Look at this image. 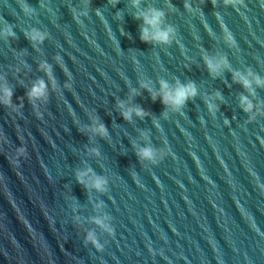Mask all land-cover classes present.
Masks as SVG:
<instances>
[{"label": "water", "instance_id": "obj_1", "mask_svg": "<svg viewBox=\"0 0 264 264\" xmlns=\"http://www.w3.org/2000/svg\"><path fill=\"white\" fill-rule=\"evenodd\" d=\"M149 8L176 29L171 43L140 39L135 16ZM9 25L15 36L3 34ZM32 29L43 42L29 40ZM222 58L227 67L210 71L206 61ZM237 72L252 73L251 91ZM256 76L264 79V0H0V86L13 91L11 106L0 104V264H264ZM41 79L47 97L30 101ZM161 81L192 82L197 95L177 113L153 100ZM121 103L146 115L125 120ZM97 123L106 136L91 131ZM143 147L160 162L140 160ZM89 169L85 181L103 177V192L77 180ZM90 232L103 251L86 243Z\"/></svg>", "mask_w": 264, "mask_h": 264}, {"label": "clouds", "instance_id": "obj_2", "mask_svg": "<svg viewBox=\"0 0 264 264\" xmlns=\"http://www.w3.org/2000/svg\"><path fill=\"white\" fill-rule=\"evenodd\" d=\"M113 3L118 2V0H112ZM213 4H215L216 0H211ZM141 3V0H133V5L135 7H139ZM225 4H230L233 6H240L243 5L244 0H224ZM185 9L189 12L193 11V8L190 3H185L184 5ZM21 10L25 13H32L34 9H32L27 3H23L21 5ZM165 17V12L162 10H158L155 8H149L145 11L139 12L135 19L142 20L143 26L140 29V39L144 42H156V43H164L169 44L173 41V39L176 36V29L169 25L168 27H163V20ZM4 35L6 36H15V33L12 31L11 26H7L4 30ZM27 37L32 42H43V40L46 38L45 34L39 32L36 29H32L30 33H26ZM225 39L226 41L232 45H236V41L232 34L227 31L225 27ZM59 59V57H57ZM208 68L212 72H217L219 69L223 67H227V60L226 58H222L219 62H213L212 60L206 61ZM41 69L45 71V73L48 75L49 79L52 82L53 87H55V79L52 77L51 73V66L44 63L40 65ZM252 76V73H248L247 75H242L240 73H235L234 78L237 79V82L241 83L244 88L252 90V84L253 80L249 79V77ZM255 84L260 87H264V79L260 78L259 76H256L254 78ZM161 89L160 92L153 95V100L156 99V96L159 95L161 98V102L166 106L170 107L173 111L179 113L184 105L191 99H193L197 95V89L194 83L189 82L186 85H177L174 89H170L169 85L165 81H161ZM142 87L148 88L147 84H142ZM12 95L13 91L10 87H8L6 84L3 86H0V104L8 107L12 104ZM28 98L30 101H35L37 99H46L47 97V84L44 80H38L32 88L27 93ZM241 105L244 108L245 112H251L253 109L252 102L245 96H241ZM121 109H124L121 112L122 117L125 120L130 121L133 114H135L137 117L143 118L146 113L142 107L134 106L129 107L125 109L124 104L121 103L119 105ZM209 111H214L216 106L209 103L207 105ZM37 119H42V116L37 113L36 114ZM227 124L228 122L225 121ZM96 134H99L100 136H106L108 133L107 127L102 123H97L95 127L91 129ZM94 152H97V150H93ZM25 149L23 147L18 149V155L15 163L18 164L19 156L24 155ZM97 154H99L97 152ZM137 156L142 161H148L152 164H158L160 160L156 157V152L151 147H143L140 148L137 152ZM163 159V157H161ZM91 174V169L83 172L77 173V180L84 184L86 188H94L97 191L103 192L105 190L106 180L103 177L95 176L94 179H92L90 182L85 181V177L89 176ZM254 175V174H253ZM95 223L98 225H101L105 228H107V225L103 224V221L100 219H96ZM111 231V229H108ZM86 243H91L96 251L100 252L103 251V247L96 241L94 235L90 232L88 233L86 237Z\"/></svg>", "mask_w": 264, "mask_h": 264}]
</instances>
